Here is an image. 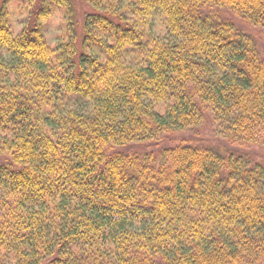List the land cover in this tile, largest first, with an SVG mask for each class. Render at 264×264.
I'll use <instances>...</instances> for the list:
<instances>
[{"label":"trees","instance_id":"trees-1","mask_svg":"<svg viewBox=\"0 0 264 264\" xmlns=\"http://www.w3.org/2000/svg\"><path fill=\"white\" fill-rule=\"evenodd\" d=\"M85 1L0 0V264H264V0Z\"/></svg>","mask_w":264,"mask_h":264},{"label":"rangeland","instance_id":"rangeland-1","mask_svg":"<svg viewBox=\"0 0 264 264\" xmlns=\"http://www.w3.org/2000/svg\"><path fill=\"white\" fill-rule=\"evenodd\" d=\"M69 2H71L73 7L72 13H75L76 19L80 22L84 19L85 14L91 10L85 0H69ZM10 12L13 15V24L17 29H21L28 15L27 0H16L14 5L10 8ZM65 18V12L56 10L45 20L44 33L50 44L56 45L62 40L63 34L66 32L67 28L66 22L64 21ZM246 28H248V26ZM248 29L250 33L256 37L258 46L264 55V30L250 26ZM155 30L159 32L157 26H155ZM130 56H132V58L135 57V53H131Z\"/></svg>","mask_w":264,"mask_h":264}]
</instances>
